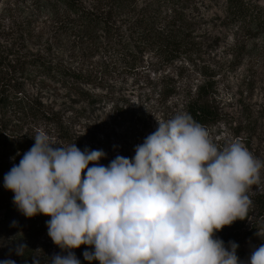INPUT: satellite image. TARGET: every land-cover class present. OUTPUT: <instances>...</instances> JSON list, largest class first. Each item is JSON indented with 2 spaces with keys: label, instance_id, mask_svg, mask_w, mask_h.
<instances>
[{
  "label": "rangeland",
  "instance_id": "1",
  "mask_svg": "<svg viewBox=\"0 0 264 264\" xmlns=\"http://www.w3.org/2000/svg\"><path fill=\"white\" fill-rule=\"evenodd\" d=\"M180 2L193 36L201 43L194 60L184 58L155 71L147 55L139 70L125 71L90 41L65 31L54 3L0 0V77L5 68L12 70L11 82L20 85L22 105L27 106L0 107L5 135L21 137L31 148L35 129L42 127L59 143L53 147L76 144L82 151L103 150L106 155L98 162L101 165H109L118 155L131 159L136 146L158 128L156 116L169 119L181 112L185 90L201 82L205 78L201 68L209 66L208 75L211 69L215 73L212 78L217 82L221 113L217 122L204 126L210 138L221 148L239 140L264 161V0ZM242 3L254 8V21L235 14ZM31 57L51 61L54 69L47 72L31 65ZM166 70L173 75L178 92L161 100L160 78ZM262 189L264 169L248 195ZM42 218L37 227L22 225L19 232L1 236L0 260L20 264L17 247L29 236L41 264H48L57 253L66 255L67 250L48 235L46 222L51 217ZM259 233L264 229L243 240L246 261L254 249L264 245ZM75 255L81 264H100L85 260L83 254Z\"/></svg>",
  "mask_w": 264,
  "mask_h": 264
},
{
  "label": "clouds",
  "instance_id": "2",
  "mask_svg": "<svg viewBox=\"0 0 264 264\" xmlns=\"http://www.w3.org/2000/svg\"><path fill=\"white\" fill-rule=\"evenodd\" d=\"M156 119L133 158L118 155L107 166L98 163L103 150L53 147L59 143L35 129L34 145L5 174L4 187L26 217H51L48 235L67 254L48 264H81L70 251L81 245L94 246L83 256L100 264H264V245L242 262L236 242L229 250L215 236L247 218L264 161L239 140L218 147L187 112Z\"/></svg>",
  "mask_w": 264,
  "mask_h": 264
},
{
  "label": "trees",
  "instance_id": "3",
  "mask_svg": "<svg viewBox=\"0 0 264 264\" xmlns=\"http://www.w3.org/2000/svg\"><path fill=\"white\" fill-rule=\"evenodd\" d=\"M39 1L54 3L57 7L56 14L60 17L65 31L90 41L98 51L102 50L107 58L125 71L139 70L147 55L150 56V65L155 71L165 70L184 58L193 61L201 45L193 36L191 23L184 13V7L180 5L181 0ZM247 6L240 4L235 14L242 19L254 21V8ZM29 62L43 71L54 69L51 61L40 57H31ZM5 69V72L1 70L4 76L0 77V107L19 104L22 108H27L22 105L25 99L20 95V85L11 82L15 74L8 67ZM208 70L209 66H202L201 71L205 78L185 90L181 110L191 114L203 126L217 122L221 117L216 100L217 82L212 78L215 73L211 69L213 73L208 75ZM160 82L163 84L161 100L178 92L174 77L167 70ZM29 149L27 141L21 137L5 135L0 127V237L14 231L19 232L22 225L37 227L45 216L42 213L30 218L23 215L13 202L14 193L4 187L5 174L13 165L19 163ZM2 190L7 192L1 193ZM249 196L252 203L247 218L237 220L215 233L216 238L222 239L229 250L230 241L239 245L236 254L242 262H246L243 240L248 234L264 229V189ZM251 215L254 218L247 224ZM20 239L23 237L18 240ZM32 240L29 236L27 240L20 241L19 245H27L24 254L17 255L20 264H35L39 260ZM86 250L94 251V246L81 245L70 251L83 254Z\"/></svg>",
  "mask_w": 264,
  "mask_h": 264
}]
</instances>
